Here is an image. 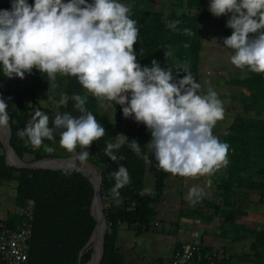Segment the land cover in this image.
<instances>
[{
	"label": "trees",
	"instance_id": "16d2710c",
	"mask_svg": "<svg viewBox=\"0 0 264 264\" xmlns=\"http://www.w3.org/2000/svg\"><path fill=\"white\" fill-rule=\"evenodd\" d=\"M27 2L31 5L34 0ZM209 2L210 0H185V6L195 10V14L192 15L178 12L173 8L146 9L139 5V2L126 5L131 9L130 18L137 21L139 28L134 51L141 66L151 67V61L155 59L161 68L166 70L170 66L175 72V65L183 63L188 66L195 82L200 84L199 63L204 23L221 27L225 38L232 33V29L226 27L230 14L227 17L213 16L208 10ZM181 3L182 1L178 0L176 6ZM10 8L11 0H0V9ZM175 20L180 21L175 30L167 27V21ZM185 28L190 29L192 35L185 34L183 31ZM185 44L189 47H185ZM169 51L172 52V56L168 60L164 53ZM43 75L33 68L31 73H25L23 79L15 76L6 78L0 68V98L8 103L7 112L12 133L10 144L18 157L26 162L46 157L75 156L64 152L63 149L62 153H59V149L54 153L46 152L43 145L39 149L33 148L30 144L26 146L27 138L22 140L18 137L17 129H23L30 121V113L36 110L49 116L50 127L57 112L81 115L74 109L75 102L71 99L67 106L60 105L62 93H67L70 97L73 94L87 97L86 109L93 113L106 130L103 137L93 141L89 146L94 153L86 160L93 163L101 172V196L108 225L104 233L99 264H126V257L120 252L117 244L119 230L126 228L137 236L149 231H159L154 225L155 222H159L156 205L165 195L167 179L183 177L161 170L154 155L149 158L148 142L151 140V133L142 123L135 121L129 130L124 131L123 122L126 118L120 105L114 106L110 102L112 114L108 117L99 112L97 97L88 93L75 77L62 76L58 73L56 80L48 83L46 74ZM173 75L174 79H178L182 78L183 73H179V76L175 73ZM226 83L243 91L232 96V101L242 105L241 112L234 116L227 127L213 133L221 142H226L230 146L229 163L221 176L214 179L215 195L222 202L218 205L205 200L193 213L203 218H210V214L220 216L230 227L229 231L222 233L229 236L232 242L239 241L242 235L250 236L252 238L250 252L241 254L238 259L246 264H264V219L260 229H252L238 222L239 218L246 217L248 213L234 200L237 192L247 195L254 191L258 202L264 206V73L250 71L249 75L233 77L226 80ZM198 94L204 95L200 90ZM225 132L228 135H224ZM118 134L127 136L129 142L135 140L141 147V155L137 156L125 144L116 154L124 155L126 159L113 162L105 156L104 149L107 143H115ZM59 139L57 131L54 141L45 139L43 144L53 148ZM0 151V186L15 182L13 198L16 209L1 220L0 225L16 227L21 219L18 210L31 206V233L25 264H85L91 255V249H86L85 245L96 223L90 214L93 198L91 182L75 170L11 167L5 163L1 142ZM119 165H124L128 169L131 183L119 190L121 202L117 203L111 195L115 180L110 173L115 172ZM145 190H151L153 194H144ZM181 244L176 243L173 251H177ZM171 261L170 257L165 262L170 264ZM154 262L162 263L164 259L157 257ZM215 264L228 262L219 260Z\"/></svg>",
	"mask_w": 264,
	"mask_h": 264
},
{
	"label": "clouds",
	"instance_id": "9594fccd",
	"mask_svg": "<svg viewBox=\"0 0 264 264\" xmlns=\"http://www.w3.org/2000/svg\"><path fill=\"white\" fill-rule=\"evenodd\" d=\"M208 10L215 17L230 14L226 27L232 33L223 39V46L234 51L231 64L264 73V0H210ZM130 12L119 0H34L31 5L27 0H11L10 10L0 9L3 75L23 79L35 68L46 74L48 83L58 73L75 77L88 93L120 105L125 118L133 117L150 131L148 143L161 170L181 177H211L229 163L230 146L212 131L224 118L222 102L212 88L198 94L201 85L186 64H176L175 72L170 66L161 68L155 59L151 67H142L134 51L139 28ZM166 24L175 30L180 21ZM183 31L192 35L190 29ZM164 56L168 59L172 52ZM181 72L182 78L174 79L173 74ZM69 99L81 115L57 112L50 127L49 116L36 110L29 123L17 129V136L27 138L26 146L39 149L43 145L46 152H52L43 141H54L59 131L60 146L83 162L90 157L86 149L106 130L86 109V96L62 93L60 105L67 106ZM7 108L8 103L0 98V127L8 126ZM125 144L141 155L140 145L123 134L116 136L115 143H107L104 155L113 162L126 159L116 154ZM110 175L115 180L111 195L120 203L119 190L131 183V177L124 165ZM144 194L153 193L145 190ZM203 195L199 186H193L187 197L195 204Z\"/></svg>",
	"mask_w": 264,
	"mask_h": 264
},
{
	"label": "rangeland",
	"instance_id": "374dc122",
	"mask_svg": "<svg viewBox=\"0 0 264 264\" xmlns=\"http://www.w3.org/2000/svg\"><path fill=\"white\" fill-rule=\"evenodd\" d=\"M181 1L182 3L176 6L178 0H119L125 5L139 2V5L146 9L169 10L173 8L178 12L195 14V10L188 9L185 6V0ZM223 16L227 17L228 14ZM223 34L224 30L221 27L207 22L204 23L199 63L200 91L206 94L209 88L215 90L224 109V118L217 121L212 130L213 133L227 127L234 116L242 110V105L237 101H232V96L238 95L243 90L227 85L226 80L233 77H245L250 72L247 68L239 69L231 64L230 57L234 54V51L223 46V39L225 38ZM97 99L99 112L110 117L112 114L110 102L104 98ZM34 113H30V120ZM134 122L133 117L124 119V131L129 130L130 125L134 124ZM57 143L54 145V151L52 152L55 153V150L59 149L61 151L59 153H62L63 148L60 146L59 141ZM86 150L89 155L94 153L90 147ZM63 151L65 152L66 150L63 149ZM80 151L81 149L78 147L77 152ZM148 155L149 158L154 155L151 147L148 149ZM68 156L72 157V155ZM84 162L87 164L86 161ZM90 166L94 168L93 165ZM95 168L97 167L95 166ZM224 168L211 177H183L182 179L169 177L166 182L165 195L156 205L159 222H155L154 225L158 227L159 231H149L137 236L129 229L122 228L119 230L117 244L120 252L126 257V264H166L165 261L171 257L176 243L186 241L198 242L216 249L218 259L225 260L228 264H246V262L240 261L238 258L241 254L250 252V243L252 241L250 236L242 235L239 241L232 242L229 236L222 233V231H229L230 227L220 216H211L210 214V218H203L195 216L193 213L194 210L202 206L205 200L221 205L222 200L215 195L216 184L214 179L217 176H221ZM97 171H99L98 168ZM193 186H199L204 193L202 198L195 204L191 203L187 197L189 189ZM14 194L15 188H13L12 182L0 186V221L15 212ZM234 200L237 205L243 207L248 213L246 217L239 218L238 221L246 227L260 229L264 219V206L263 203L258 202L257 194L254 191H252V194L249 192L247 195L237 192ZM107 229L108 225L106 223L105 226L104 222V231ZM92 245L93 241L91 240L85 248L90 249ZM157 257L164 259V262H154Z\"/></svg>",
	"mask_w": 264,
	"mask_h": 264
},
{
	"label": "built area",
	"instance_id": "2783aa9c",
	"mask_svg": "<svg viewBox=\"0 0 264 264\" xmlns=\"http://www.w3.org/2000/svg\"><path fill=\"white\" fill-rule=\"evenodd\" d=\"M31 206L19 209L21 216L16 227L0 225V264H25L28 258L31 233ZM170 264H215L218 259L216 249L195 242L182 243L173 251Z\"/></svg>",
	"mask_w": 264,
	"mask_h": 264
},
{
	"label": "water",
	"instance_id": "95a60500",
	"mask_svg": "<svg viewBox=\"0 0 264 264\" xmlns=\"http://www.w3.org/2000/svg\"><path fill=\"white\" fill-rule=\"evenodd\" d=\"M11 135H12L11 127H10V124L8 123V126L4 127L3 135H0V142L3 147L4 159L7 165L17 168V169L27 168V169H51V170H60V169L75 170L81 173L91 182L92 187H93V198H92L91 205H90V214L92 215L96 223L92 231V234L85 245L86 247L91 242V239L97 230L100 219L104 220L105 226H106V219H105V214L103 211V202H102V196H101V172L97 171V168H95V165L93 163L86 161L89 166L90 165L94 166V168H92L91 166L90 167L94 170V172L98 176V182H97V185H95L92 180V177L88 175L85 171L80 169L77 165H75L76 163L73 161H76V162L79 161L78 159H76L75 156L67 157V158L46 157L40 160L31 161V162L23 161L22 159L18 157V155L16 154V152L14 151V149L12 148L10 144ZM44 163L45 164L51 163V165L45 166ZM104 233L105 231L103 232L100 238L98 251L95 250V246H94L95 244H93L92 247L90 248L91 249L90 259L85 264H99L100 263V259L102 256V249H103ZM95 257H96V262L94 263Z\"/></svg>",
	"mask_w": 264,
	"mask_h": 264
},
{
	"label": "bare ground",
	"instance_id": "6f19581e",
	"mask_svg": "<svg viewBox=\"0 0 264 264\" xmlns=\"http://www.w3.org/2000/svg\"><path fill=\"white\" fill-rule=\"evenodd\" d=\"M3 133H4V127H0V135H3ZM73 162H75L76 163L75 165H77L80 169H82L88 175H90L92 177L94 184L97 185L98 176L96 175L94 170L88 164H86L85 162H81V161H78V162L73 161ZM44 165L45 166L51 165V163H47V164L44 163ZM94 209H95V207H94ZM103 232H104V220L100 219L97 230L91 239L93 241V244H95L94 246H95L96 251H98L100 238H101ZM95 262H96V257L94 259V263Z\"/></svg>",
	"mask_w": 264,
	"mask_h": 264
},
{
	"label": "crops",
	"instance_id": "0c3cea01",
	"mask_svg": "<svg viewBox=\"0 0 264 264\" xmlns=\"http://www.w3.org/2000/svg\"><path fill=\"white\" fill-rule=\"evenodd\" d=\"M4 184H6V183H4ZM3 184V185H4ZM12 184H13V188H15V182H12ZM239 222V221H238ZM118 237H119V234H118ZM187 242V241H186ZM186 242H183V243H186ZM210 247V246H209Z\"/></svg>",
	"mask_w": 264,
	"mask_h": 264
}]
</instances>
